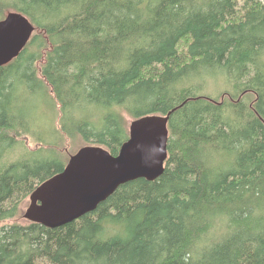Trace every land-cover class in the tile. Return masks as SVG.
Masks as SVG:
<instances>
[{"label": "trees", "instance_id": "16d2710c", "mask_svg": "<svg viewBox=\"0 0 264 264\" xmlns=\"http://www.w3.org/2000/svg\"><path fill=\"white\" fill-rule=\"evenodd\" d=\"M10 11L36 30L0 65V264H264L261 0H0ZM217 74L221 95H201ZM176 107L157 180L57 228L5 223L64 169L59 139L117 155L126 115Z\"/></svg>", "mask_w": 264, "mask_h": 264}, {"label": "water", "instance_id": "95a60500", "mask_svg": "<svg viewBox=\"0 0 264 264\" xmlns=\"http://www.w3.org/2000/svg\"><path fill=\"white\" fill-rule=\"evenodd\" d=\"M35 30L31 20L18 11L0 20L1 66L21 54ZM178 107L167 115L135 118L117 155L99 145L81 147L61 172L36 187L24 218L57 228L96 210L122 184L139 178L157 180L168 159L169 119Z\"/></svg>", "mask_w": 264, "mask_h": 264}, {"label": "rangeland", "instance_id": "374dc122", "mask_svg": "<svg viewBox=\"0 0 264 264\" xmlns=\"http://www.w3.org/2000/svg\"><path fill=\"white\" fill-rule=\"evenodd\" d=\"M261 1L264 3V0ZM41 63L42 62L39 63V67H41ZM226 84L227 82L224 80V78L220 74H217V76L210 81L207 89L204 91L201 90L200 93L201 95H208L211 98H214L218 93H220L221 95V91H223V89L226 88L227 86ZM39 110H40V118L38 119V121L41 124V127L50 131L51 124L54 123L53 121H51L52 116L55 115V111L53 110L57 111V109H50L48 105L42 104ZM126 118H127V127L129 129L130 122L133 120V118L127 115ZM59 141H60V147L58 149L60 150L61 154L67 161L69 160L70 155L76 153L81 147L85 146V143L79 136L74 140L70 139L67 136H64L62 140L59 139ZM26 142L27 145H29L31 148L39 147V143L36 142H32L29 144L30 137L26 139ZM29 204H30V198L28 196L22 202L20 212L17 214V216L13 219L5 221V223H14V222H19L22 224L28 223L29 221L24 218V214Z\"/></svg>", "mask_w": 264, "mask_h": 264}, {"label": "bare ground", "instance_id": "6f19581e", "mask_svg": "<svg viewBox=\"0 0 264 264\" xmlns=\"http://www.w3.org/2000/svg\"><path fill=\"white\" fill-rule=\"evenodd\" d=\"M8 13H9V12H8ZM8 13H7V14H8ZM7 14H6V15H7ZM23 50H24V49H23ZM23 50H22V51H23ZM22 51H21V52H22ZM192 58H193V57H192ZM172 114H173V113H172ZM172 114H171V115H172ZM166 115H167V114H166ZM170 117H171V116H170ZM169 120H170V119H169ZM132 121H133V120H132ZM132 121H131V122H132ZM131 122H130V124H131ZM89 145H91V144H89ZM76 220H77V219H76ZM69 223H70V222H69Z\"/></svg>", "mask_w": 264, "mask_h": 264}]
</instances>
